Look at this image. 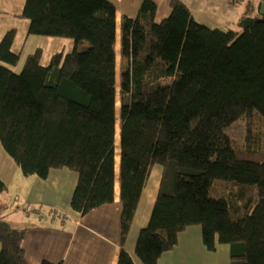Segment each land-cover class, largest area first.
Wrapping results in <instances>:
<instances>
[{
    "label": "trees",
    "instance_id": "1",
    "mask_svg": "<svg viewBox=\"0 0 264 264\" xmlns=\"http://www.w3.org/2000/svg\"><path fill=\"white\" fill-rule=\"evenodd\" d=\"M228 3L246 4L238 29L196 20L183 0H171L160 21L156 0H143L138 15L124 20L125 236L161 167L135 247L143 264H158L194 225L208 250L230 246L227 264H264V152L254 132L256 113L264 118L263 0ZM116 14L110 0H25L28 33L71 37L74 49L55 52L48 65L37 49L20 72L0 62V146L25 176L77 172L71 207L82 214L115 196ZM13 42L11 29L0 39V61L18 62ZM241 118L246 141L237 148L227 129ZM40 226L0 215V264H30L23 242ZM121 264L137 263L125 250Z\"/></svg>",
    "mask_w": 264,
    "mask_h": 264
},
{
    "label": "crops",
    "instance_id": "2",
    "mask_svg": "<svg viewBox=\"0 0 264 264\" xmlns=\"http://www.w3.org/2000/svg\"><path fill=\"white\" fill-rule=\"evenodd\" d=\"M110 1L116 6V49L117 54L120 52L122 61L124 20L138 15L143 0ZM170 1L156 0L157 21L170 14ZM183 1L191 8L196 20L210 26L230 27L227 24L236 22L238 18L236 14L233 16L234 10H231L236 5L229 4L228 0ZM2 151H5L4 148ZM116 156L115 149L114 200L85 214L71 207V198L79 177L77 172L68 168L52 169L46 178H41L36 175L25 176L14 166L19 182V187L14 190V193L21 196L25 207L35 209L37 212L40 208H48V213L44 215L48 223L28 231L23 242L25 256L30 264H41L45 259L62 264H121L125 250L133 255L137 264H143L135 256V247L140 230L149 222L157 198L161 167H154L141 197L131 230L125 236L123 156L121 153L119 164ZM0 180L4 181L1 176ZM8 184L6 180L1 188L2 191L0 190V215L6 214L8 209L12 211L8 199L10 198ZM5 190H7L6 193H4ZM229 258L228 244L218 243L214 251L208 250L202 239L201 226L194 225L179 234L178 244L163 252L158 264H227L230 261Z\"/></svg>",
    "mask_w": 264,
    "mask_h": 264
},
{
    "label": "rangeland",
    "instance_id": "3",
    "mask_svg": "<svg viewBox=\"0 0 264 264\" xmlns=\"http://www.w3.org/2000/svg\"><path fill=\"white\" fill-rule=\"evenodd\" d=\"M224 1V0H223ZM225 4V2H223ZM25 0H0V39L3 35L14 29V42L12 48L14 51L20 54V58L16 64H10L8 62L0 61L4 65L10 67L16 72H20L23 69L24 63L27 59V56L30 53L35 52L37 49H41V62L44 65L50 63L52 55L57 51H63L64 53L70 52L74 49L75 41L71 37L63 36H50V35H39V34H30L28 33L29 20L22 16L23 7ZM236 6L232 7L235 14L238 16L236 22H230L227 25L230 27L238 29V19L245 12L246 4L239 3L235 4ZM262 13L264 14V0L262 3ZM224 25V24H223ZM227 28L226 26H224ZM223 28V27H221ZM121 57V56H120ZM124 89V77L121 72V58L117 61V96L121 100V92ZM117 110V109H116ZM123 107L120 108V114L116 116L118 122H122L124 113ZM243 121V118L239 119L232 126L227 129V132L231 136L235 147H243L246 141V134L243 135L242 126H239ZM255 121L257 122V129L254 130L255 133L260 136L261 141L256 140L259 143L260 150L264 152V144L262 143V138L264 137V118L256 113ZM238 126V127H237ZM235 128V129H234ZM243 139H241L242 135ZM240 136V137H238ZM3 146H0V176L5 182L8 180L9 184L7 187L10 188L9 201L11 203V210H7V213L4 214L5 218L9 221H13L19 224L32 225V224H41L46 225L47 219L44 217L48 213V208H40V211L37 212L35 209H27L22 202L21 196L14 193V190L18 189L19 182L18 177L14 172V166L21 170L19 165L14 161V159L6 152L2 151ZM5 150V149H4ZM9 160V161H8ZM21 172V171H19ZM21 174V173H20ZM23 174V173H22ZM8 188V189H9ZM2 191V189H0ZM7 190L4 191L6 193ZM15 204V205H13ZM12 212V213H11ZM226 246V245H225ZM222 248V247H220ZM214 251V250H210ZM221 252V249H220ZM230 259V258H229Z\"/></svg>",
    "mask_w": 264,
    "mask_h": 264
},
{
    "label": "bare ground",
    "instance_id": "4",
    "mask_svg": "<svg viewBox=\"0 0 264 264\" xmlns=\"http://www.w3.org/2000/svg\"><path fill=\"white\" fill-rule=\"evenodd\" d=\"M117 58L120 59V52L117 54ZM116 116H118V114H120V108L122 105V101L118 98H116ZM122 131H123V120L122 122H118V120H116V154H117V161L118 164L120 163V159H121V153H122Z\"/></svg>",
    "mask_w": 264,
    "mask_h": 264
}]
</instances>
